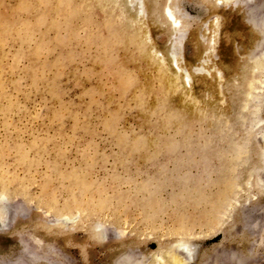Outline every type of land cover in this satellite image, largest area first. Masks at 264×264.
Instances as JSON below:
<instances>
[{
	"label": "rangeland",
	"instance_id": "1",
	"mask_svg": "<svg viewBox=\"0 0 264 264\" xmlns=\"http://www.w3.org/2000/svg\"><path fill=\"white\" fill-rule=\"evenodd\" d=\"M125 1L0 0V264H264V128L245 106L264 0H176L189 84L154 53L171 33L161 0L141 22Z\"/></svg>",
	"mask_w": 264,
	"mask_h": 264
},
{
	"label": "bare ground",
	"instance_id": "2",
	"mask_svg": "<svg viewBox=\"0 0 264 264\" xmlns=\"http://www.w3.org/2000/svg\"><path fill=\"white\" fill-rule=\"evenodd\" d=\"M126 1L131 3V5H134L133 0H126ZM126 1H125V3H126ZM135 1H136V4H135L134 8H136V10H135V12H136L135 14H137L136 15V19L138 20V22H141V21H143L142 18H145V17H142L145 14L144 6L142 4L143 1L142 0H141V2H140V0H135ZM208 2H210L214 6V8L215 7H217V8H232V7H237L238 5L244 6L246 3L252 2V0H210ZM208 2H207V4H209ZM125 3H123V4H125ZM259 4H258V7L260 8V10H259L258 13L260 15L255 21L252 19L255 22L254 26H256V27L261 26L260 24H264V9L263 8L261 9L262 4L261 3H259ZM126 5H127V3H126ZM154 13H155V20H156L155 22H157L160 26H167V27H169L171 29L169 40L167 38V40H168V49L166 50V52L164 53L161 49H157V50H155L154 53L157 56H160L159 59H161L162 62H165V66H170L171 68L174 67L175 70L177 72H179V78L182 79L184 82L189 84L190 81H191V75L186 69H184L183 67H181L179 65V57H180L179 53H181V52H179V50L181 49V45H182L183 41L185 40V38L188 35V23H187V21H188L190 16L188 15V13H186L185 10H183L179 6V4L176 2V0H161L160 5L155 9ZM132 16H134V15H132ZM217 21H219V20H218V17L215 15L211 19L203 20V21L201 20V23H199V25H198V29L197 30H198L199 33H197V31H196V33L198 34L197 38H198V41L201 40L203 42V44L205 45V47H206L205 51H204V54H208V52H211V49L214 46L213 42H214V38H215V34H216V28H215L216 26L215 25L218 23ZM149 24H150V22H149ZM263 45H264V43H263ZM256 56H255V59L256 58H257V60L260 59L259 61H260V64H261V59L264 58V48H263L262 52L260 54L256 55ZM253 59H254V57H253ZM205 60H206V58L204 57L202 59V61L204 62ZM200 63H202V62H200ZM260 64H256V65L261 66ZM259 66H256V68L258 67V70H259ZM194 68H195V72H199V71L211 72V71L215 70L214 67H211V66L209 67L207 65H206V67H203V65H201V64H199L196 67L194 66ZM256 68H254L252 70H255ZM263 69H264V66H263ZM258 70L256 71L257 73H258ZM263 91H264V72H260V74L258 75L257 81L253 82L252 87H251V91L249 92V94L247 96V99L245 101V106L247 107V109L253 108L252 111H253V115H255V117L254 116L252 117L253 121H252L251 126L253 128L256 127V129L261 128V127L264 128V126L261 125L264 121L261 122V119L257 118L258 116H256L257 113H258L257 111H258V109L260 107V104H262V103H260V101H261V99L263 97V94H264ZM250 112H251V110H250ZM241 124H243V123H241ZM246 128H248V127H246ZM257 132H258L257 137H258L259 133H261V136H262L264 134V129L258 130ZM259 138H261V137H259ZM263 141H264V139H263ZM261 145H263V144H261ZM248 148H250V147H248ZM261 179L262 178H260V182H261ZM262 180H264V179H262ZM3 199H4V197L0 198V229L5 228V226H6L7 212H8V206H7V204L5 202H3ZM61 222H63V221H61ZM245 225L248 226L249 224L246 223ZM252 225H254V223ZM255 225H257L256 222H255ZM244 227H246V226H244ZM253 227H251L252 230H254ZM252 232H254V231H251L250 233H252ZM194 246H195L194 240H190V241L180 240V241H178L176 246H174V249H175V251L180 252V254H182L183 257L186 260L190 261L191 259H193L192 250H193ZM239 261L240 260L237 259L236 263L237 264L240 263Z\"/></svg>",
	"mask_w": 264,
	"mask_h": 264
}]
</instances>
